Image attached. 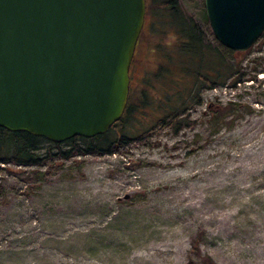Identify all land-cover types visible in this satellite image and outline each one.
Listing matches in <instances>:
<instances>
[{
  "label": "rangeland",
  "instance_id": "rangeland-1",
  "mask_svg": "<svg viewBox=\"0 0 264 264\" xmlns=\"http://www.w3.org/2000/svg\"><path fill=\"white\" fill-rule=\"evenodd\" d=\"M180 3L204 44L231 59L205 0ZM170 20L148 9L131 72L135 110L124 131L154 126L145 142L123 155L78 156L37 178L31 171L46 167L0 164V264H188L198 261L196 239L218 264H264V36L237 56L245 81L209 88L185 70L207 71L211 52L179 51ZM231 103L253 111L216 129L214 111ZM183 106L188 126L156 124Z\"/></svg>",
  "mask_w": 264,
  "mask_h": 264
},
{
  "label": "water",
  "instance_id": "water-1",
  "mask_svg": "<svg viewBox=\"0 0 264 264\" xmlns=\"http://www.w3.org/2000/svg\"><path fill=\"white\" fill-rule=\"evenodd\" d=\"M216 39L241 53L264 34V0H205ZM147 0H0V127L53 142L124 116Z\"/></svg>",
  "mask_w": 264,
  "mask_h": 264
},
{
  "label": "trees",
  "instance_id": "trees-1",
  "mask_svg": "<svg viewBox=\"0 0 264 264\" xmlns=\"http://www.w3.org/2000/svg\"><path fill=\"white\" fill-rule=\"evenodd\" d=\"M151 8L168 12L171 15L170 24H167L177 31L179 51L183 53L197 51V54L199 53L201 56L205 49L211 52L213 62L207 71L203 66L193 71L185 70L186 73L193 76L192 83L195 82L198 85L204 84L209 88H215L220 84H227L229 79L232 87L245 81V73L242 71L240 60L237 58L240 53L232 51L233 56L231 59H227L218 49H212L210 46L205 45L201 25L185 13L180 0H147V12ZM164 35L161 34L162 37ZM251 49L252 47L247 51ZM192 85L189 87L190 91L192 90ZM196 96L197 94L195 95V100ZM131 100L132 95H130L126 112L121 120L117 121L108 132L92 138L75 136L63 142H53L45 137L26 131H11L0 127V164H13L20 167H46L45 172H38L36 169L31 171L32 177L37 178L39 174L50 175L51 172L61 166V162L71 159L77 160L78 156L126 154L132 147L145 142L154 130V126H152L136 136H130L125 133V123L135 110ZM186 108L183 106L180 109L172 110L165 117L159 119L156 124L172 125L174 126V131L178 132L184 126L189 125L187 118L181 117L185 113ZM242 109H246L248 112L253 111L251 107H246V105L241 103H231L215 110L213 116L214 127L219 129L227 117ZM48 143L50 145L47 146ZM9 171L12 174H18L22 169L9 168ZM192 248L198 261L191 258L188 264H218L211 255L202 253L197 239L194 240Z\"/></svg>",
  "mask_w": 264,
  "mask_h": 264
},
{
  "label": "flooded vegetation",
  "instance_id": "flooded-vegetation-1",
  "mask_svg": "<svg viewBox=\"0 0 264 264\" xmlns=\"http://www.w3.org/2000/svg\"><path fill=\"white\" fill-rule=\"evenodd\" d=\"M145 24H146V21H145ZM144 27H145V26H144ZM139 42H140V40H139ZM139 42H138V45H137V49H136V53H135L134 61H135V59H136V54H137V50H138V46H139ZM134 61H133L132 66H131L130 75H131V72H132V68H133V65H134Z\"/></svg>",
  "mask_w": 264,
  "mask_h": 264
},
{
  "label": "bare ground",
  "instance_id": "bare-ground-1",
  "mask_svg": "<svg viewBox=\"0 0 264 264\" xmlns=\"http://www.w3.org/2000/svg\"><path fill=\"white\" fill-rule=\"evenodd\" d=\"M261 77H264V73L261 74Z\"/></svg>",
  "mask_w": 264,
  "mask_h": 264
}]
</instances>
